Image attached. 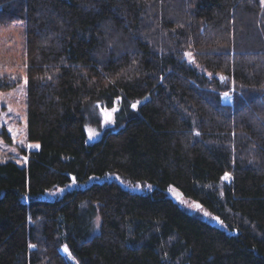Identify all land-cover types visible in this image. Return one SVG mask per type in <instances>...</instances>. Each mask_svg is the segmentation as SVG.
Returning <instances> with one entry per match:
<instances>
[{
    "label": "trees",
    "instance_id": "1",
    "mask_svg": "<svg viewBox=\"0 0 264 264\" xmlns=\"http://www.w3.org/2000/svg\"><path fill=\"white\" fill-rule=\"evenodd\" d=\"M19 21L38 147L0 161V264H264V0H0Z\"/></svg>",
    "mask_w": 264,
    "mask_h": 264
},
{
    "label": "rangeland",
    "instance_id": "2",
    "mask_svg": "<svg viewBox=\"0 0 264 264\" xmlns=\"http://www.w3.org/2000/svg\"><path fill=\"white\" fill-rule=\"evenodd\" d=\"M26 25L19 21L7 25L0 23V161L5 157L13 158L20 166L26 164L23 151H30L37 146L27 139V75L25 70ZM189 56V55H187ZM19 78L17 88L4 89L6 81ZM223 102L231 104L234 100V90L222 95ZM137 108V105L135 106ZM110 112L111 120L107 113ZM118 106L109 108L101 103H93L87 108L86 131L90 141L102 137L103 130L114 128L119 124ZM71 181L63 186L47 191L41 198L44 200H56L67 192L79 188H86L92 180L79 182L74 176ZM229 179V178H228ZM179 206L191 214L208 218L209 213L201 208L192 199H183ZM65 253L66 249L63 250Z\"/></svg>",
    "mask_w": 264,
    "mask_h": 264
},
{
    "label": "water",
    "instance_id": "3",
    "mask_svg": "<svg viewBox=\"0 0 264 264\" xmlns=\"http://www.w3.org/2000/svg\"><path fill=\"white\" fill-rule=\"evenodd\" d=\"M106 113H107L108 118L111 120V114H110V112H106ZM216 223H217V225H221V223L219 221H216Z\"/></svg>",
    "mask_w": 264,
    "mask_h": 264
},
{
    "label": "snow or ice",
    "instance_id": "4",
    "mask_svg": "<svg viewBox=\"0 0 264 264\" xmlns=\"http://www.w3.org/2000/svg\"><path fill=\"white\" fill-rule=\"evenodd\" d=\"M133 108H135V105H133ZM38 147V146H37ZM224 179H227L228 178V176H227V174L225 175V177H223Z\"/></svg>",
    "mask_w": 264,
    "mask_h": 264
}]
</instances>
